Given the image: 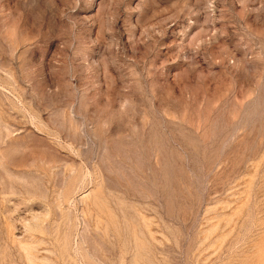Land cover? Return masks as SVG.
Segmentation results:
<instances>
[{
	"label": "rangeland",
	"instance_id": "374dc122",
	"mask_svg": "<svg viewBox=\"0 0 264 264\" xmlns=\"http://www.w3.org/2000/svg\"><path fill=\"white\" fill-rule=\"evenodd\" d=\"M0 264H264V0H0Z\"/></svg>",
	"mask_w": 264,
	"mask_h": 264
}]
</instances>
